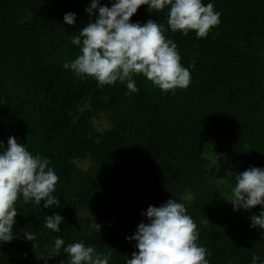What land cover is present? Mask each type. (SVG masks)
I'll return each instance as SVG.
<instances>
[{
  "label": "trees",
  "instance_id": "16d2710c",
  "mask_svg": "<svg viewBox=\"0 0 264 264\" xmlns=\"http://www.w3.org/2000/svg\"><path fill=\"white\" fill-rule=\"evenodd\" d=\"M91 2L0 0V142L6 149L15 137L48 159L59 177V205L18 200L16 220L36 239L0 242V264H70L63 248L48 258L56 238L64 247L83 242L111 253L109 264H126L138 252L137 242L127 238L149 222L147 208L188 194L193 200L186 214L197 224V243L209 253V264H252L254 255L264 264V230L251 226L264 205L249 209V217L237 213L212 183L224 174L204 156L213 146L238 162L237 174L264 169V0H202L220 13L219 25L202 39L194 31H171L170 6L138 9L130 22L163 25L190 70V85L174 93L143 74L133 75L138 91L129 93L127 82L99 87L94 78L63 67L80 54L72 37L98 18V9L86 11ZM114 2L99 0L108 7ZM68 13L75 14V24L64 22ZM100 114L111 123L103 134L92 122ZM87 158L91 167L82 172L74 161ZM53 214L64 218L58 232L45 227Z\"/></svg>",
  "mask_w": 264,
  "mask_h": 264
},
{
  "label": "clouds",
  "instance_id": "9594fccd",
  "mask_svg": "<svg viewBox=\"0 0 264 264\" xmlns=\"http://www.w3.org/2000/svg\"><path fill=\"white\" fill-rule=\"evenodd\" d=\"M143 5H148L150 12L170 6L167 25L173 33L179 31L184 36L194 31L197 38H206L220 23V13L214 11V5H205L202 0H115L111 7L92 0L86 11L92 15L98 9V18L72 37V44L80 46V54L63 67L77 77L94 78L99 87L127 82L129 93L138 91L134 74H143L165 93L186 89L191 83L190 70L181 64L177 44L166 38L165 27L153 20L143 26L130 22ZM75 20L73 13L64 16L67 25L75 24ZM48 165V159L34 156L15 137H9L6 149L0 142V242L10 243L14 238L16 204L21 197L24 203L36 205L44 200L45 208L59 205L54 195L59 177ZM191 198L190 194L182 197ZM226 200L234 210L264 205V169L251 167L236 174V183ZM186 212L185 204L174 199L159 207L150 205L144 213L149 222H141L136 233L127 238L137 242L138 252H133L126 264H209V253L197 243V224ZM63 220L60 214L46 216L45 227L58 232ZM208 222L209 219L202 223ZM251 226L264 230V211L251 217ZM93 227L100 231L94 221ZM25 235L28 241L36 239L34 233L27 231ZM62 248L70 264H109L111 258V253H98L83 242L64 247L61 238L55 239L48 258L60 255ZM258 260L259 256L254 255L252 264Z\"/></svg>",
  "mask_w": 264,
  "mask_h": 264
},
{
  "label": "rangeland",
  "instance_id": "374dc122",
  "mask_svg": "<svg viewBox=\"0 0 264 264\" xmlns=\"http://www.w3.org/2000/svg\"><path fill=\"white\" fill-rule=\"evenodd\" d=\"M264 61V48L260 54ZM4 116L2 113V110L0 109V123L3 122ZM95 130L103 134L105 131L109 130L111 128L110 120L108 119V116L106 114H100L96 118H93L92 120ZM3 143V142H2ZM204 156L210 160L211 168L216 173H223L224 177H215L212 180V183L216 186V188L219 190L220 194L222 195V198L233 207V205L226 200L228 196L231 193V189L234 186V180L236 177V174L238 173V162H233V158L230 159L224 155H220L213 146H207L204 150ZM74 164L77 169H79L82 172L88 171V169L91 167V161L87 159H77L74 161ZM192 197V196H191ZM193 198L190 200L183 199L182 201H179L181 203H184L186 208L192 204ZM19 203L16 204V209L18 208ZM237 213L244 215L246 217L251 216L250 210H245L243 208H239L235 210ZM79 217L84 218L86 222H91V218L86 213H79L77 214ZM13 242L19 243L22 242L26 238V230L22 228L15 217V223L13 225ZM1 247V243H0Z\"/></svg>",
  "mask_w": 264,
  "mask_h": 264
}]
</instances>
